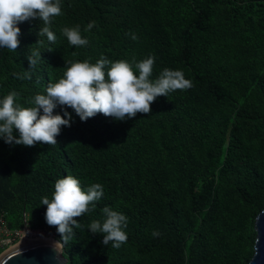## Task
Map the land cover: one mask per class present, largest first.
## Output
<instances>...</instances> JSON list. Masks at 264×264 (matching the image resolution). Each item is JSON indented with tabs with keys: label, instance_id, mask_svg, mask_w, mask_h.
Instances as JSON below:
<instances>
[{
	"label": "trees",
	"instance_id": "16d2710c",
	"mask_svg": "<svg viewBox=\"0 0 264 264\" xmlns=\"http://www.w3.org/2000/svg\"><path fill=\"white\" fill-rule=\"evenodd\" d=\"M59 4L49 25L55 43L39 37L45 25L36 18L17 25L16 52L0 48V99L15 92L16 105L33 107L35 95L63 78L65 61L101 58L126 61L138 75L135 63L151 56L150 80L166 68L180 70L192 87L159 96L150 113L124 120L98 113L82 121L57 105L53 114L67 111L72 121L55 145L0 138V213L8 228L22 227L25 214L30 227L61 240L41 201L71 175L84 191L100 184L103 195L74 218L80 227L63 247L66 264H246L254 217L264 206V0ZM77 26L84 46L62 34ZM32 50L41 59L29 70ZM105 207L127 219V241L118 249L90 231L106 219Z\"/></svg>",
	"mask_w": 264,
	"mask_h": 264
},
{
	"label": "clouds",
	"instance_id": "9594fccd",
	"mask_svg": "<svg viewBox=\"0 0 264 264\" xmlns=\"http://www.w3.org/2000/svg\"><path fill=\"white\" fill-rule=\"evenodd\" d=\"M60 13L59 0H0V48L16 52L20 44L18 37L21 33L17 25L36 18L43 21L45 25L40 28L39 37L46 35L48 41L55 43L56 36L49 29L50 18ZM94 25V21L90 22L85 31L90 30ZM62 34L73 46H84L88 43L81 37L79 26L65 27L62 29ZM32 37L34 39L33 35ZM132 39H136L135 35ZM40 54L38 50H32L28 55L29 70L34 68L41 59ZM153 64L154 58L151 56L135 63L137 75L132 65L123 60L112 62L101 58L96 63L65 61L66 71L63 78L54 83L49 82L46 94L35 95L31 101L34 104L33 107L16 105L15 92L0 99V138H3L7 144H22L29 147L37 142L55 145L61 127H70L72 121L71 113L67 111L63 116L53 114L57 105L72 108L82 121L98 113L124 120L125 117L134 118L137 113H150L151 104L159 96H167L170 91L192 87L191 81L185 79L180 70L166 68L158 78L154 81L150 80ZM27 78L30 79L31 76ZM14 129L19 133L18 138L13 134ZM54 188L52 199L44 197L41 205L47 206L46 222L57 228L61 240L54 232L47 229L30 227L23 214L22 227L9 228L13 231V237L10 242L0 244V252L19 241L21 237L27 234L34 236L38 233L42 237L58 239L54 247L63 253V247L72 238L74 228L80 227L74 218L86 213L89 210V204L98 201L103 195L100 184H93L84 191L80 182L71 175L58 179ZM103 212L106 219L103 223L93 221L89 226L90 231L93 234L102 233V244L106 246L111 241L112 247L118 249L127 241V235L122 231V227L127 225V219L123 214L108 207H105ZM28 228L33 230H27ZM41 230H46L48 233ZM18 232H21V236L19 240H16ZM158 234V232L152 233L153 236Z\"/></svg>",
	"mask_w": 264,
	"mask_h": 264
},
{
	"label": "water",
	"instance_id": "95a60500",
	"mask_svg": "<svg viewBox=\"0 0 264 264\" xmlns=\"http://www.w3.org/2000/svg\"><path fill=\"white\" fill-rule=\"evenodd\" d=\"M253 253L246 264H264V206L254 217ZM53 237L20 238L0 252V264H66L67 258L55 249Z\"/></svg>",
	"mask_w": 264,
	"mask_h": 264
},
{
	"label": "rangeland",
	"instance_id": "374dc122",
	"mask_svg": "<svg viewBox=\"0 0 264 264\" xmlns=\"http://www.w3.org/2000/svg\"><path fill=\"white\" fill-rule=\"evenodd\" d=\"M27 230H33V229L28 228ZM41 231H44L46 234L48 233L46 230H41ZM10 232L13 233V231L9 230L7 223L4 220L3 213H1V215H0V236L2 237V235L6 234V233H10ZM12 233L9 234L10 237H13ZM20 236H21V232H18L16 240H19Z\"/></svg>",
	"mask_w": 264,
	"mask_h": 264
},
{
	"label": "built area",
	"instance_id": "2783aa9c",
	"mask_svg": "<svg viewBox=\"0 0 264 264\" xmlns=\"http://www.w3.org/2000/svg\"><path fill=\"white\" fill-rule=\"evenodd\" d=\"M11 233L12 232L6 233V234L2 235V237H0V244L10 242L11 241V237L9 236V234H11Z\"/></svg>",
	"mask_w": 264,
	"mask_h": 264
},
{
	"label": "bare ground",
	"instance_id": "6f19581e",
	"mask_svg": "<svg viewBox=\"0 0 264 264\" xmlns=\"http://www.w3.org/2000/svg\"><path fill=\"white\" fill-rule=\"evenodd\" d=\"M39 237H42V236H40L38 233H35L34 236H32V235H30V234H27L26 236H24V237H22V238H25V239H31V238H39ZM46 237H48V236H44V237H42V238H46Z\"/></svg>",
	"mask_w": 264,
	"mask_h": 264
}]
</instances>
